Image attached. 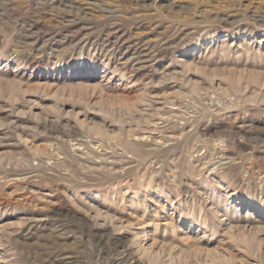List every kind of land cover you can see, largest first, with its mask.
I'll return each mask as SVG.
<instances>
[{"label": "rangeland", "instance_id": "obj_1", "mask_svg": "<svg viewBox=\"0 0 264 264\" xmlns=\"http://www.w3.org/2000/svg\"><path fill=\"white\" fill-rule=\"evenodd\" d=\"M0 264H264V0H0Z\"/></svg>", "mask_w": 264, "mask_h": 264}]
</instances>
